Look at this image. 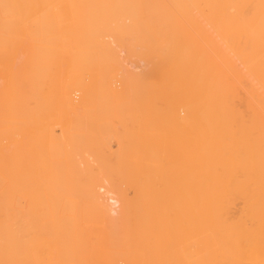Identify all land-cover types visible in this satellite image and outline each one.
Wrapping results in <instances>:
<instances>
[{
	"label": "rangeland",
	"instance_id": "rangeland-1",
	"mask_svg": "<svg viewBox=\"0 0 264 264\" xmlns=\"http://www.w3.org/2000/svg\"><path fill=\"white\" fill-rule=\"evenodd\" d=\"M41 2L42 0H0V264H99L104 257V245H106L103 235L107 231V226L103 220L110 219L109 214L104 211V202L99 201V196L104 201L110 196L106 193L110 188L107 187L108 184L103 182L104 178L107 177L106 175L109 174L108 177L110 176V185L114 191V197L118 198L116 192L118 194L121 192L120 195L127 200L125 202L128 209L127 214L132 212L134 214V200L147 198V191H141V195L136 193L132 196L131 177L135 173L131 163L125 158H127L126 154L129 153V150H133L136 146H138L135 148L136 151L142 149V146L144 147L148 138H150L149 134L152 131L150 116L153 111L150 106L152 109L155 107L162 113L163 120L167 124L164 126V131L161 132V136L165 141L163 148L161 147L165 156L164 162L169 163V166L166 164V167L173 171L168 170L170 175L167 173V176L170 177L168 176L167 183L169 182L170 186L180 184L182 131L178 121L179 118L173 123L171 117L168 116L178 117L181 114V112L179 113L182 99V83H180L182 79L179 78L181 77L179 75L181 70L176 59L136 58L148 53V50L152 48L151 42L159 39L163 40V37L158 38L154 35V30L149 34L146 29L148 27L147 11L143 5H137L135 10L126 7L127 12L118 19V15L114 16L111 12L105 10L102 0H47L45 6L53 7L57 26H60L63 32L61 41L48 39L46 42L42 41L41 43L22 32L24 29L31 28L35 23L37 12L42 7ZM197 7L195 5L193 9L198 27L194 28L190 22L184 23L183 27L179 29V36L192 43L193 47L195 45L197 49L218 47L226 50L228 37L227 0H206L203 12H200ZM30 15L31 17H29ZM44 46H47L46 50L43 49ZM28 49H30L29 52ZM130 56L134 59H128L129 64L126 61L127 58L124 59V57ZM19 57H22V59ZM96 57H101V61H99L100 58L98 60ZM109 58L113 59L110 60ZM140 58L144 64L140 63L141 61L139 62ZM160 61L162 63L166 61L162 67L157 65ZM176 61L177 66H174V68L176 67L174 69L173 65L176 64ZM81 62L83 65H81ZM120 62L125 65L128 63L129 65H126L128 67L125 68L129 71L123 70L121 67L124 68L125 65L122 64L121 66ZM109 64L114 67L112 68L110 65L111 71L108 68ZM169 64L171 65L169 66ZM131 66L133 67L131 68ZM116 67L121 68L120 73ZM98 69L102 70L104 74ZM105 70L108 71L107 75L104 72ZM131 70L135 73L133 74ZM171 70H174V74ZM168 73L173 74L174 78L173 75L171 76ZM98 76L102 78L100 79ZM110 76H113L114 80L111 79L113 82L108 81L111 78ZM130 77L132 78L130 79ZM168 77L169 79H167ZM119 78L124 82L120 81ZM151 78L152 80H150ZM118 80L122 83L121 85L127 82L128 86L126 87L125 84L122 86L123 88L120 87ZM108 82L112 84L110 85ZM89 87L95 91H91ZM107 87L110 88H108V91L106 90ZM124 87L126 88L124 89ZM152 87L155 89H151ZM170 87L173 89L171 90ZM87 90L91 92L88 93ZM115 90L120 94H117ZM148 91L150 92L148 93ZM119 95L121 96L119 97ZM89 96L93 99H89ZM157 96L161 98L158 99ZM146 98L149 99V104L145 101ZM155 98L156 101L153 100ZM116 99L117 101H123L122 103L125 105L123 106ZM170 99L172 100L169 102ZM88 100H90V104H88ZM103 100L107 101V108L113 105L110 111L109 108H106V102ZM91 101L94 102L91 104ZM74 102H76V111L72 109ZM163 104L168 108L170 107V110L173 108L175 112L173 110V113L170 110L167 111L168 108ZM160 105L161 107H159ZM76 107H79L78 111ZM81 107L86 115L82 114ZM106 112L108 116L105 114ZM111 112H113L112 114L116 113L120 119L122 118L121 120L124 123L120 121L117 115H109ZM137 113L141 115H139L140 118H138ZM96 114L98 116L105 114L102 117L104 121L100 116L97 119ZM74 115L78 117V120L80 119L83 128H95L94 134H97L94 135L92 132V135L96 139L95 141L100 143V145H97L101 147L102 154L105 158H109V160L106 158L107 161L104 159V161L99 160V162L102 166L103 164L106 166L102 167L100 163L97 164L98 159L92 154L98 151L97 148L93 151L90 148L83 149L84 151L77 149L81 138L74 139L73 137V122L77 120ZM115 116L118 117L117 120ZM146 117L148 118L146 119ZM89 119H95L99 124V128L92 126ZM136 119L141 126L137 124ZM107 121L109 123L112 121L110 123L111 128ZM139 126L140 128H138ZM105 128L107 131H105ZM150 128L151 131H149ZM127 129L128 131H126ZM171 129L174 131H171ZM170 131L173 134L171 137V134L169 135ZM176 132L178 133L176 134ZM118 133H121L120 135L124 133L123 137L118 136ZM144 134L146 136H143ZM136 135L140 137H137L138 140L135 138ZM20 138H25L24 144L14 153L8 155L2 152L3 146L9 145L10 140L19 141ZM132 138L138 142H133ZM135 142L140 143V145L133 146ZM102 143H107L111 147L108 148L107 144L106 146ZM129 146L133 149H130ZM140 146L141 148H139ZM119 147L121 149H118ZM120 150L123 153H120ZM166 151L171 152V154ZM83 152H86V154H83ZM115 155L120 158L124 156L123 159L126 162L123 160L124 162L119 161L118 164V159L117 162L115 161L117 158ZM120 162H123V165ZM172 162L174 165L171 167ZM107 167L109 168L107 169ZM121 167L122 169H120ZM129 168L131 169L129 170ZM101 171L102 174H100ZM121 171L122 174H120ZM96 175H100V178L103 175L104 178H101L103 181L100 182V178L94 177ZM128 176L129 178H127ZM121 178L122 180H120ZM125 182L130 188H125ZM100 188H103V190ZM157 195L161 198L163 196L158 193ZM177 197H174L177 200L169 198V206L167 207L169 213L175 207H178V205H174L175 201L178 204ZM239 204L236 205L237 209L242 206L233 212L235 217L233 214V216L229 215L234 222H237L238 218L244 214L243 204ZM130 214L129 216L133 215ZM209 243L207 253L211 252V256L208 255L206 264H220L218 262L221 261V258L213 253L212 243ZM216 260L218 261L216 262ZM223 262L224 260L221 263L223 264ZM104 264L111 263L104 260Z\"/></svg>",
	"mask_w": 264,
	"mask_h": 264
},
{
	"label": "bare ground",
	"instance_id": "bare-ground-1",
	"mask_svg": "<svg viewBox=\"0 0 264 264\" xmlns=\"http://www.w3.org/2000/svg\"><path fill=\"white\" fill-rule=\"evenodd\" d=\"M102 1L105 10L111 12L114 16L118 15V19L127 12L126 7H131L135 10L137 5H143L147 11L148 27H146V29L149 31V34L154 30L155 36H158V38L163 37V40L159 39L151 42L152 48L148 50L147 54L136 58L178 60V66L181 70V74H179L181 77H179V75L178 77L182 79V82H180L182 83V96L180 95L182 99L181 106L177 105L181 107V111L178 110L181 114L176 117L173 115L168 116L169 114L167 113V116L171 117L173 123L179 118L178 121L182 131V151L180 160V184L170 186L168 184L169 182L167 183L168 176L170 175L168 170H171V172L173 171L172 169H167V162H164L165 156L162 148L165 141L161 136V132L162 130L164 131V126L167 124H165V121L163 120L162 113L155 107L152 109L150 106V109L153 110L150 116L152 123V131L151 128L149 130L151 131V134H149L150 138H148L144 147L141 145L142 149H138V151H136L135 148L138 147L136 144L140 137L136 135L135 138L138 137L137 140L132 138L133 142L137 141L135 142V145H133L136 147H134V149L131 147L133 150H129V153L126 154L127 158H125L131 163L135 173V175L132 174V172L129 171L131 168H129L128 171L133 175L132 177L130 176L131 189L133 190V195H131L134 196L136 193L141 195V191H147L148 193L146 199L139 198L133 201L135 203V207H133V210L135 209L134 214L133 212L127 214L128 209L125 204L127 200L120 195L121 192L119 194L116 192L118 198L114 197V191L111 189L110 185V176L108 177L109 174L106 175L107 177L103 174L106 179L103 175L101 176V178H104V181L100 178V175L94 176L100 178V182L103 181L108 184L107 187L110 188L106 191L110 196L105 199V201L99 196V201L104 202V211L107 212L110 217V219L103 220L107 226V231L103 235L106 245H104V257L100 260L99 264H104V260L109 261L111 264H206L207 257L211 253L210 251V253H207V245L209 242L212 243L213 253L221 258V261L218 262L220 264H222L221 262L223 260V264L225 262L226 264H264V0H227L228 37L226 41V50L219 49L218 47L212 49H197L194 44L193 47L191 45L192 43L179 36V29L183 27L184 23L190 22L193 24L194 28L198 27L193 8L197 5L198 10L203 12L206 0ZM46 2L47 0H42L41 2L42 7L37 12V19L35 18L34 20L35 25L33 24L31 28L24 29L22 32L23 34L32 37L31 39L39 40L41 43L42 41L46 42L48 39L51 41H61V34L63 32L62 28L57 26L53 7L49 8L45 6ZM29 17H31V15ZM46 47L47 46H44L43 49L46 50ZM29 50L30 49H28V52ZM27 55L29 54L27 53ZM27 55L25 54V56ZM131 57L132 56L124 57V59L127 58L126 61L130 64L128 59ZM19 58L22 59V57ZM96 58H98V60L100 58L99 61H101V57ZM112 59L113 58L110 60ZM141 60L142 59L140 58L139 62ZM165 62L162 63V61H160L157 65L162 67ZM95 63L97 62L95 61ZM106 63L107 62H105V64ZM140 63L144 64L142 61ZM111 64H109L108 68ZM119 64L122 66L123 63L120 62ZM171 64H169V66ZM81 65H83V63ZM106 65H108V63ZM124 65L125 64H123V66ZM126 65L124 68H121L125 70L128 67ZM174 66H177V61L176 64L173 65V68ZM118 67L116 68L118 69ZM132 67L133 66H131V68ZM83 68H85V66H83ZM110 68L109 71H111ZM121 68L118 69V72ZM134 69H136V67H134ZM106 70L104 72H106ZM126 71H129V69H126ZM171 71H173L174 74V70ZM100 72L102 73V70ZM107 73L108 71L105 74L107 75ZM132 73L134 74L135 71H132ZM177 73L178 71L176 74ZM173 74L170 75L172 76ZM98 75L101 76L100 74ZM131 78L132 77H130V79ZM111 79L114 80L113 76L110 80L108 79V81L113 82ZM167 79H169V77ZM150 80H152V78ZM120 81H122V79H120ZM111 82L108 83L111 85ZM121 84L122 83L120 82V85ZM127 84L126 87L128 86ZM129 85L131 84L129 83ZM96 87L98 86L96 85ZM126 87H124V89ZM153 87L151 89H153ZM108 88L109 87L106 89L107 91ZM170 88L171 90L173 89L172 87ZM85 89L87 88L85 87ZM91 91L95 90L92 89ZM149 92L150 91H148V93ZM123 93L122 95L124 97ZM107 94L109 95V93ZM117 94H120V92H117ZM120 96L121 95H119V97ZM128 96L130 97V95ZM119 97L117 98L119 99ZM157 97L158 99L161 98L160 96ZM88 98L93 99V97L90 98V96ZM167 98H169V96H167ZM121 99L123 100V98ZM172 99H170L169 102ZM148 100L146 98L145 101L149 104ZM153 100L156 101L157 99L155 98ZM88 101V104H90V100ZM92 102L94 101H91V104ZM104 102H106L105 105L107 108V101ZM74 103L75 104H72V109L76 111V102ZM111 106L113 105H110V108ZM123 106L121 107L123 108ZM90 107L92 106L90 105ZM159 107H161V105ZM78 109L79 107L77 108V111ZM171 109L173 110V108ZM82 110L83 108L81 111ZM166 110L169 111L170 107ZM173 111L175 112V110ZM112 113L113 112L109 115H117L116 113ZM132 113L136 114L135 112ZM82 114L86 115L83 111ZM97 114L96 116L98 119L100 115L98 116ZM105 114L107 115V112ZM105 114H102L100 118L105 116ZM139 115L138 118H140ZM147 115L149 116L150 114ZM77 116H79V114H77ZM77 116H75V119L77 120L74 122L72 121L74 123V139L81 138L77 149L83 150L90 148L93 151V149L97 148L98 151L93 152L92 154L98 159L97 164H101L99 160L104 161L107 157L105 158L102 154L101 147L97 145H100V143L96 142V139H94L92 135V132L94 134L95 128L84 127L85 130ZM118 117H116V120ZM147 118L148 117H146V119ZM121 119L120 121L124 123ZM171 119L169 118V120ZM102 121H104L103 118ZM107 122L111 128L110 123L112 121L110 123L109 121ZM89 123L97 129L99 128V124L95 119L90 120ZM115 124L117 125V123ZM137 124H139V121ZM134 125L137 126L136 124ZM140 126L138 128H140ZM101 129H103L102 126ZM172 130L173 129H171V131ZM105 131H107L106 128ZM126 131H128V129ZM171 131L169 132V135L171 134ZM146 133L148 134L149 132ZM177 133L178 132H176V134ZM120 134L118 136L123 137L124 133L122 135ZM143 136L146 135L144 134ZM171 136H173V134H171L170 137ZM24 139L25 138H20L19 141H15L14 139L10 140L9 145L3 146L4 148H2V152L11 155L24 144ZM125 139L128 140L127 138ZM133 142L131 143L133 144ZM107 145L108 148L111 147L109 144ZM137 145H140V143ZM141 146L139 148H141ZM118 149L121 148L119 147ZM121 152L122 150H120V153ZM110 153L112 152L110 151ZM167 153H169V151ZM83 154H86V152H83ZM169 154H171V152ZM123 157H121V160V158L117 156L115 161L117 162L118 159L117 163L119 164V161L125 160ZM107 159L109 160V158ZM123 162H120L121 165H123ZM172 165H174L173 162L171 167ZM103 166L106 165L103 164ZM167 166H169V163ZM108 168L109 167H107V169ZM120 169H122V167ZM113 170L115 171L116 168ZM122 171L120 174H122ZM167 173L169 174L168 176ZM100 174H102V171ZM127 178H129V176ZM120 180H122V178ZM127 187L129 186L126 184L125 188ZM100 189L103 190V188ZM157 193L163 195L162 198L158 197ZM175 196H178V204L175 201L174 205L176 204L178 207H175L173 211L170 210L172 212L169 213L167 208L169 206L168 200L169 198L174 199ZM237 204H243L242 210L244 211V214L241 215L240 218L237 217L239 220L237 221L236 219L237 222H234L232 221L233 218H230L229 215H234L233 212L236 211ZM241 206H239L238 209ZM129 214L133 215L129 216ZM111 216L113 217L111 218ZM229 218L232 222L229 221ZM208 259L210 260V258ZM217 261L218 260H216V262Z\"/></svg>",
	"mask_w": 264,
	"mask_h": 264
}]
</instances>
